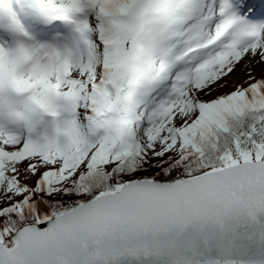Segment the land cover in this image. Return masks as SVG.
<instances>
[{
	"label": "snow or ice",
	"instance_id": "1",
	"mask_svg": "<svg viewBox=\"0 0 264 264\" xmlns=\"http://www.w3.org/2000/svg\"><path fill=\"white\" fill-rule=\"evenodd\" d=\"M0 264H264V0H0Z\"/></svg>",
	"mask_w": 264,
	"mask_h": 264
}]
</instances>
